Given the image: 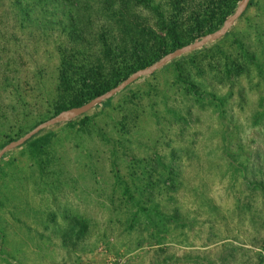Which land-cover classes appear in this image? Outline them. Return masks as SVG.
<instances>
[{"label":"rangeland","instance_id":"rangeland-1","mask_svg":"<svg viewBox=\"0 0 264 264\" xmlns=\"http://www.w3.org/2000/svg\"><path fill=\"white\" fill-rule=\"evenodd\" d=\"M106 1L0 0V150L220 29L241 0H152L162 17L133 7L160 39L137 36L140 59L115 68L99 40L114 24ZM64 51L102 72L84 84L72 69L66 90ZM0 264H264V0L223 38L5 154Z\"/></svg>","mask_w":264,"mask_h":264},{"label":"trees","instance_id":"trees-1","mask_svg":"<svg viewBox=\"0 0 264 264\" xmlns=\"http://www.w3.org/2000/svg\"><path fill=\"white\" fill-rule=\"evenodd\" d=\"M103 5H104V8L107 9V14L108 13L110 14L106 16V18L111 19V21L114 24L112 25L113 28L105 27L102 30V32L99 35V40L102 44V49H103L102 54L104 58L105 57L107 58L106 61L112 64L113 68L117 66L118 64L117 62L119 58L122 59L123 57L132 56L131 58L138 59L140 57L139 55L140 52H144V50H146L144 48V45L140 43L139 41H137L138 40L137 36H141L145 39L152 38L156 40L155 43L159 42L158 40L159 36L155 32H153L150 27H146V25L140 23L138 20L135 21L136 19L134 18L135 16L132 11L133 7L143 5L144 8H147L148 10H151V11L154 10L158 14V16L162 17L163 15H162V12L160 11V8L152 5V0H107ZM72 22L75 28L73 31H71L72 37L74 38L75 41L82 42V44H84L85 41L82 38V35H84L85 33L82 31L83 28L77 25L76 23L77 20H75V18L72 19ZM111 40H112V43H111ZM116 40H119L118 43H116ZM126 40H128V42ZM116 44L122 45V47H118L116 46ZM131 45H132V49L129 48ZM185 45L187 44H177L170 52L176 49H179ZM240 47L243 50L244 54L247 55L246 50L241 45ZM167 53H165L164 55H166ZM87 57L88 56H86V54L83 51H77L76 55H72L68 53V51L67 52L64 51L61 53L60 81H61V85L66 90L73 88V85H72L73 78H71V75H70V72L72 69L73 70L76 69L77 71H79L80 75L82 76V82L84 84L86 83L87 80L98 77L100 75V72H102L103 70V66L101 64L102 60L100 61L97 59V63H94ZM162 57L157 56L152 60L153 61L155 60L156 62ZM153 61L152 63L149 62V63H146L145 65H137V67H135L131 71L132 74L136 72L137 70L149 67L150 65L154 63ZM72 62H75L76 65L72 64ZM127 77L129 76L125 75V77L122 80L124 81ZM79 82L81 81L79 80ZM119 84L116 83L114 86L112 85L108 86V88L103 89L102 92L100 93H96L89 98L83 99L79 103H73L70 108L81 106L87 103L88 101L92 100L93 98L97 97L98 95L106 93L107 91H109L110 89H112L113 87ZM111 100L112 98L103 102L102 105L109 103ZM70 108H67V109H70ZM67 109L63 108L57 114ZM74 120H71L68 123H71ZM62 124L63 123H60L58 125H62ZM34 137L31 140H33ZM50 140H51V137L48 139V141Z\"/></svg>","mask_w":264,"mask_h":264},{"label":"water","instance_id":"water-1","mask_svg":"<svg viewBox=\"0 0 264 264\" xmlns=\"http://www.w3.org/2000/svg\"><path fill=\"white\" fill-rule=\"evenodd\" d=\"M251 0H241L238 4V7L236 11L229 16L225 21L223 26L207 35H204L202 38L194 41L193 43H189L179 49H176L172 52L167 53L162 58H160L158 61L154 62L149 67L137 70L132 75L127 77L122 83L119 85L113 87L106 93H103L101 95H98L97 97L93 98L92 100L88 101L87 103L78 106L73 107L67 110L62 111L61 113L53 116L52 118L48 119L47 121H44L37 125L34 129L29 131L27 134H25L23 137L13 140L10 143L6 144L1 150H0V159L7 154L8 152L19 148L23 146L25 143H27L30 139H32L34 136L41 133L43 130L58 125L60 123H66L71 120H74L87 112L91 111L92 109L96 108L97 106L101 105L103 102L113 98L116 94L121 92L122 90L126 89L130 85H132L134 82L138 81L142 77L150 76L154 74L157 70L161 69L165 65H167L169 62L175 60L176 58L193 52L197 49H200L207 45L210 42L217 41L221 38H223L230 29L234 26L237 20L241 18V16L244 14V12L249 7Z\"/></svg>","mask_w":264,"mask_h":264}]
</instances>
